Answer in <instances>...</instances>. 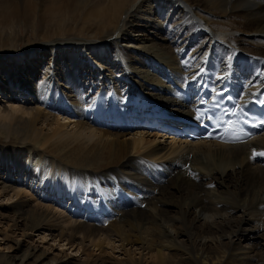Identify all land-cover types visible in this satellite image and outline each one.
Wrapping results in <instances>:
<instances>
[{
    "label": "bare ground",
    "instance_id": "obj_1",
    "mask_svg": "<svg viewBox=\"0 0 264 264\" xmlns=\"http://www.w3.org/2000/svg\"><path fill=\"white\" fill-rule=\"evenodd\" d=\"M225 77L264 104V0H0V87L33 97L0 114V264H264V132L128 136Z\"/></svg>",
    "mask_w": 264,
    "mask_h": 264
},
{
    "label": "rangeland",
    "instance_id": "obj_2",
    "mask_svg": "<svg viewBox=\"0 0 264 264\" xmlns=\"http://www.w3.org/2000/svg\"><path fill=\"white\" fill-rule=\"evenodd\" d=\"M94 3L96 2H99V0H92ZM110 1L111 0H108V5L110 4ZM112 1H114V0H112ZM70 19H71V14H68V16H67V20H69L68 21V23L67 24H69V22L72 24V21H70ZM54 20H57V18H54ZM52 21V20H51ZM56 23H59V22H56ZM55 23V24H56ZM73 23H75V21H73ZM57 28L56 29H59L58 28V26H56ZM55 28L53 29V30H50V31H54V30H56ZM22 30V29H21ZM24 31L22 30V33H23ZM64 31H60L59 33H63ZM65 33V32H64ZM237 62V61H236ZM19 94V95H18ZM27 102H33V97H29V95H21V92L19 91V92H17V91H15L13 94L12 93H10V91L9 92H6V91H3L2 89H1V87H0V114L1 113H3V111H4V108L2 107V104H4L5 105V107H6V109H7V111H9V112H12V113H19V112H17V110L19 111V107H20V105H21V103H23V104H25V103H27ZM5 109V110H6ZM14 109V110H13ZM22 113H21V111H20V113L18 114V115H21ZM67 116V114L65 115V113H63V115L61 116H59L61 119H59V120H61V121H59V123H69L68 124V127L67 126H65L66 128H64L63 127V129H62V132L64 133H68V134H72V133H75V130H74V127H75V123H74V121H73V119H71L70 117H69V120L67 119L66 120V117ZM58 117V118H59ZM65 118V119H64ZM88 131V130H87ZM87 131H84V132H86L87 133ZM143 132H144V134H143ZM64 133V134H65ZM130 133L131 134H128V136H132V138L134 139V137L137 139V138H144V139H146V141L147 142H152L153 140V143H152V145L154 144V142L155 143H159V144H161L162 146H166V149H168V148H172V150H173V148L175 149V154H181V153H184L185 151H186V149H188V148H190V147H196V146H199V142H203V140L202 139H197V140H187V139H185V138H174V137H172V136H170L169 135V133H168V131L167 132H155L154 130H149V131H147L146 130V128H144V127H141V126H134L133 128H132V130L130 131ZM165 133H168L167 135L165 134ZM135 134V135H134ZM137 134H139V135H137ZM143 135V137H142V135ZM154 136V137H153ZM143 139V140H144ZM149 140H151V141H149ZM175 142L174 144H173V142ZM147 142H146V144L145 145H148L147 144ZM151 145V146H152ZM171 145V146H170ZM195 145V146H194ZM189 146V147H188ZM181 151H183V152H181ZM36 202H40L41 204H43V205H45V204H49L48 203V201H47V198H46V196H43V199L42 200H35ZM3 229L0 227V234H2L3 232ZM35 235H37V234H34L33 236H34V240L35 241H37V237L35 236ZM28 240V239H27ZM29 242H31V241H29ZM35 243V242H34ZM44 243V242H43ZM41 244L40 243V245L39 246H41V247H44V248H46V249H48V247H47V244ZM15 249V248H14ZM14 249H13V251H14ZM3 250V249H2ZM50 253V255H55V254H57L58 253V250L57 249H55V248H53V249H51L50 251H49ZM73 254V253H72ZM74 255V254H73ZM78 256H76V258H77Z\"/></svg>",
    "mask_w": 264,
    "mask_h": 264
},
{
    "label": "snow or ice",
    "instance_id": "obj_3",
    "mask_svg": "<svg viewBox=\"0 0 264 264\" xmlns=\"http://www.w3.org/2000/svg\"><path fill=\"white\" fill-rule=\"evenodd\" d=\"M229 99H231V97H229ZM198 119L200 118L199 116L197 117ZM264 123V122H262ZM246 135L248 136H251V133H246ZM209 136H211V133H209ZM241 140V137L240 136H233L232 139H231V142L235 143V142H238ZM225 142H228V141H225ZM264 157V151H257L255 149H253L252 151V158L255 159L256 157ZM211 187V185H210Z\"/></svg>",
    "mask_w": 264,
    "mask_h": 264
}]
</instances>
